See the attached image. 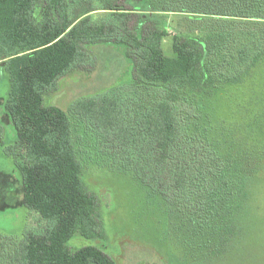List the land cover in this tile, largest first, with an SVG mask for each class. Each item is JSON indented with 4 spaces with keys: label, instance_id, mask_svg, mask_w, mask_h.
<instances>
[{
    "label": "trees",
    "instance_id": "1",
    "mask_svg": "<svg viewBox=\"0 0 264 264\" xmlns=\"http://www.w3.org/2000/svg\"><path fill=\"white\" fill-rule=\"evenodd\" d=\"M91 1L0 0V146L7 125L15 135V172L0 169L14 204L0 214L24 208L46 224L0 233V264H116L98 246L68 245L102 235L84 175L103 159L156 203L179 264L240 256L264 190V0ZM170 14L190 29L166 53ZM98 45L119 61V85L45 105L59 79L94 68Z\"/></svg>",
    "mask_w": 264,
    "mask_h": 264
},
{
    "label": "rangeland",
    "instance_id": "2",
    "mask_svg": "<svg viewBox=\"0 0 264 264\" xmlns=\"http://www.w3.org/2000/svg\"><path fill=\"white\" fill-rule=\"evenodd\" d=\"M104 3V2H103ZM100 1H91L90 9L102 8ZM104 18L101 16L93 19ZM168 36L163 41V48L169 53L175 30L187 32L182 16L167 15ZM189 28V29H188ZM94 47V46H93ZM94 47L96 65L89 70V65L78 68L59 79L55 91L51 90L44 98L45 105H55L67 109L78 98L92 96L101 91H108L119 85V61L110 55L109 49ZM98 48V49H97ZM91 50V49H90ZM115 52V50H113ZM105 56H100V55ZM109 55V56H108ZM85 67V68H84ZM86 69V70H85ZM6 74L0 86L1 95L7 92ZM224 97V96H223ZM235 99V98H234ZM221 100L220 111L224 110ZM5 121V120H4ZM14 130L11 125L5 127L4 146H0V169L14 170L13 156L6 154L11 146ZM113 161L103 159L98 168L91 166L84 175L87 188L98 195L101 215V237L85 239L74 237L68 245L78 249L86 245L102 248L113 258L116 264H179L171 238L164 234L163 226L158 223L156 203L146 196L143 187L129 176L119 175V167ZM95 164V163H94ZM251 207L255 215L244 229L246 248L240 256L229 258L223 264H264V190L259 191ZM14 204V200L3 198L0 190V208ZM46 224L34 213L21 208L17 211L0 214V233L21 236L25 231H43Z\"/></svg>",
    "mask_w": 264,
    "mask_h": 264
}]
</instances>
